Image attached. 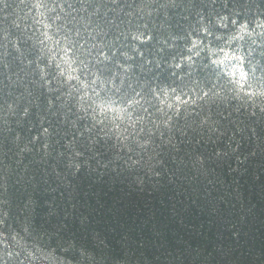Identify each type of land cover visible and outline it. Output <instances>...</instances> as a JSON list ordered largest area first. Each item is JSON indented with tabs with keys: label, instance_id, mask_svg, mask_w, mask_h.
Returning a JSON list of instances; mask_svg holds the SVG:
<instances>
[{
	"label": "trees",
	"instance_id": "1",
	"mask_svg": "<svg viewBox=\"0 0 264 264\" xmlns=\"http://www.w3.org/2000/svg\"><path fill=\"white\" fill-rule=\"evenodd\" d=\"M49 2L62 9L51 38L23 32L10 71L0 63V114L17 105L0 122L9 225L30 224L45 247L69 248V256L75 240L97 264H162L169 253L173 264H216L218 249L237 244L234 231L243 240L264 219V111L229 82L243 83V70L213 63L231 32L216 19L264 9V0ZM149 6L158 12L143 21L126 15ZM245 68L264 79V47L253 46ZM166 93L183 106L164 115L157 97ZM130 100L139 103L125 113L119 139L87 107L126 108ZM17 133L29 151L15 148ZM145 157L155 167L133 164Z\"/></svg>",
	"mask_w": 264,
	"mask_h": 264
},
{
	"label": "clouds",
	"instance_id": "2",
	"mask_svg": "<svg viewBox=\"0 0 264 264\" xmlns=\"http://www.w3.org/2000/svg\"><path fill=\"white\" fill-rule=\"evenodd\" d=\"M61 11L62 9L58 5L50 3L49 0H21L20 3L15 4L0 0V63L4 64L6 72L10 71L7 61L11 52L21 51V34L35 28L33 36L41 35L50 39L51 29L54 27L55 21L61 18ZM157 12V9L149 6L129 11L126 15L130 21H135L137 18L139 21H143L146 17H151ZM241 15L251 19L240 20ZM216 24L221 28L231 27V32L226 42L228 46L212 51L213 63L221 66L231 65L235 66L237 70H243V83L231 77L229 82L236 85L237 93L246 103L264 111V79L254 81L245 68L252 55L253 46L264 47V9L249 8L244 13L237 12L231 18L224 14L216 19ZM200 31L208 34V27H203ZM201 43L202 41L194 38L193 47H198ZM245 45L248 46L247 52H245ZM59 75H65V70L61 69ZM6 79L11 81L12 76H8ZM157 99L160 102L159 111L164 115H167V110L179 109L183 106L182 103L177 102L175 96L168 93L163 98L158 96ZM138 103V101L130 100L126 108L119 109L105 104L101 110L100 105L93 102L87 107L94 109L90 114L94 119H97L98 123L112 125L110 130L115 131L119 139L126 131L120 126L127 124L130 120V114L126 116L125 113L129 108H135ZM16 111L17 105L9 103L7 110L0 114V122L8 124L9 117L14 118ZM27 112L28 109L25 108L20 113V117L26 116ZM36 139L38 137H34L32 143H35ZM149 143L145 141L143 146L148 147ZM14 145L19 153L30 150L26 143H21L18 133L14 137ZM79 155L76 153L77 157ZM200 162L203 163L202 160ZM133 164L137 167L141 165L155 167L150 157L137 159L133 161ZM68 166L78 170L80 164L70 157ZM153 174L157 177L160 175L159 172L152 173L149 168V175ZM2 179L4 183L0 187V192L6 195L8 192L7 176L5 175ZM8 203L7 199L0 196V209H2L0 210V264H97L95 253L83 244L77 246L75 240L71 242V248L75 249V256H69L66 255L70 251L69 248H62L58 251L55 248L45 247L42 243L43 237L36 236L30 224L25 223L19 229L10 226L8 223L9 212L6 207ZM243 235L245 238L242 240L240 230L232 233V239L237 244L230 245L227 249H218L219 256L216 264H257V261L264 264V261L261 260V257H264V219L260 221L258 227L249 229ZM156 259L159 260L160 257H156ZM112 264H121V262L114 259ZM144 264H149L147 258H145ZM162 264H173L171 253L165 257Z\"/></svg>",
	"mask_w": 264,
	"mask_h": 264
}]
</instances>
